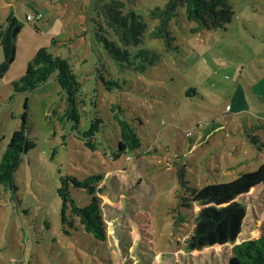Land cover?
Masks as SVG:
<instances>
[{
    "label": "rangeland",
    "instance_id": "rangeland-1",
    "mask_svg": "<svg viewBox=\"0 0 264 264\" xmlns=\"http://www.w3.org/2000/svg\"><path fill=\"white\" fill-rule=\"evenodd\" d=\"M91 1L0 0V156L19 128L26 102L36 141L16 170L18 190L0 185V264H226L233 244L184 248L198 205L181 207L188 219L173 228L177 169L184 168L190 186L202 187L231 181L264 162V0H233L232 21L205 30H196L179 6L169 24L174 37L170 49L152 35L158 21L150 15L167 0H125L147 23L141 47L159 55L144 71H121L110 60L123 86L113 91L96 78L91 32L83 33ZM35 10L44 18L26 21V13ZM9 15L17 17L18 31ZM54 36L62 40L55 46ZM13 45L16 55L10 62ZM39 47L67 57L83 81L90 99L81 111L80 130L97 117L103 120L96 150L62 119L66 98L55 74L8 101L12 81L25 74ZM113 103L134 119L142 139L139 149L118 158L113 156L119 137ZM61 173L81 179L104 175L99 185L104 186L105 241L80 226L65 232L57 192ZM181 194L189 198L187 188ZM75 195L82 204L90 199L84 189ZM240 200L247 215L236 243L263 231L264 184Z\"/></svg>",
    "mask_w": 264,
    "mask_h": 264
},
{
    "label": "trees",
    "instance_id": "trees-1",
    "mask_svg": "<svg viewBox=\"0 0 264 264\" xmlns=\"http://www.w3.org/2000/svg\"><path fill=\"white\" fill-rule=\"evenodd\" d=\"M179 6H184L188 19L197 24L196 30L223 28L235 16L233 0H167L164 7L157 6L150 10V15L158 21L152 35L163 39L167 49L173 47L174 37L169 24L177 16ZM89 11L87 27L83 33L91 32L90 46L96 54L94 73L97 79L103 81L108 91L123 87L122 76L110 69V60L116 63L121 71L129 68L144 71L147 66L145 64L156 63L159 53L141 47L147 23L134 6L127 5L125 0H92ZM42 15L41 19L44 18L43 13ZM8 20L20 28L16 16L9 15ZM79 35L81 34H75L77 37ZM2 38L3 27L0 26V40ZM60 41L62 40L54 36L52 44L55 46ZM65 46L68 45L65 43ZM134 47H138L135 52ZM15 55L16 47L13 45L10 62L14 60ZM54 74L61 87L60 93L66 98L62 119L67 125L71 124L72 130H79L86 145L96 150V134L100 131L103 120L97 117L86 130H80L81 111L86 110L90 97L69 59L55 54L50 47H40L28 62L25 74L12 81V93L8 101L12 102L18 93L33 91ZM24 109L19 115V128L13 131L0 156V185L13 192L18 190L15 173L22 157L36 146V141L30 135L27 102ZM111 111L118 125V147L113 152V156L118 158L122 153L139 149L142 139L134 125V119H127L121 105L113 103ZM251 141L256 144L258 139L253 135ZM177 172L180 187L176 194V205L173 207V228L176 229L178 224L188 219L181 207L188 204L199 206V210L193 215L194 227L184 241L185 250L233 244L231 257L226 264H264V227L259 237L236 243L247 215V205L240 197L251 188L264 184V162L256 170L243 172L231 181L208 183L202 187L189 185L183 167H178ZM103 178L101 173L82 179L71 173L60 174L57 192L62 201L61 220L67 228L65 232L80 226L100 241L107 239V224L100 197L104 186L99 185ZM184 188H187L188 199L181 194ZM78 189H84L89 194L90 199L85 204L80 203L75 195V190Z\"/></svg>",
    "mask_w": 264,
    "mask_h": 264
},
{
    "label": "built area",
    "instance_id": "built-area-1",
    "mask_svg": "<svg viewBox=\"0 0 264 264\" xmlns=\"http://www.w3.org/2000/svg\"><path fill=\"white\" fill-rule=\"evenodd\" d=\"M43 17L42 13L41 12H30L28 11L26 13V20L27 21H36V20H39Z\"/></svg>",
    "mask_w": 264,
    "mask_h": 264
},
{
    "label": "water",
    "instance_id": "water-1",
    "mask_svg": "<svg viewBox=\"0 0 264 264\" xmlns=\"http://www.w3.org/2000/svg\"><path fill=\"white\" fill-rule=\"evenodd\" d=\"M16 30L18 31L19 30V27H16Z\"/></svg>",
    "mask_w": 264,
    "mask_h": 264
},
{
    "label": "crops",
    "instance_id": "crops-1",
    "mask_svg": "<svg viewBox=\"0 0 264 264\" xmlns=\"http://www.w3.org/2000/svg\"><path fill=\"white\" fill-rule=\"evenodd\" d=\"M8 22H10L9 20H8ZM1 41V40H0ZM40 48V47H39ZM36 50V49H35Z\"/></svg>",
    "mask_w": 264,
    "mask_h": 264
}]
</instances>
